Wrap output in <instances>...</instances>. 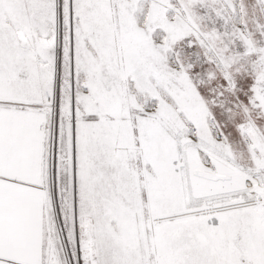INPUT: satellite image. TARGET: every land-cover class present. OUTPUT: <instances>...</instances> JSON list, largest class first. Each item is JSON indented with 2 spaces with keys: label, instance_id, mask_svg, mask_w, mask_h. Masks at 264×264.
<instances>
[{
  "label": "rangeland",
  "instance_id": "1",
  "mask_svg": "<svg viewBox=\"0 0 264 264\" xmlns=\"http://www.w3.org/2000/svg\"><path fill=\"white\" fill-rule=\"evenodd\" d=\"M0 106L39 264H264V0H0Z\"/></svg>",
  "mask_w": 264,
  "mask_h": 264
},
{
  "label": "crops",
  "instance_id": "2",
  "mask_svg": "<svg viewBox=\"0 0 264 264\" xmlns=\"http://www.w3.org/2000/svg\"><path fill=\"white\" fill-rule=\"evenodd\" d=\"M43 119L0 106V264H39Z\"/></svg>",
  "mask_w": 264,
  "mask_h": 264
},
{
  "label": "bare ground",
  "instance_id": "3",
  "mask_svg": "<svg viewBox=\"0 0 264 264\" xmlns=\"http://www.w3.org/2000/svg\"><path fill=\"white\" fill-rule=\"evenodd\" d=\"M89 262H91L90 264H94V260L90 259Z\"/></svg>",
  "mask_w": 264,
  "mask_h": 264
}]
</instances>
